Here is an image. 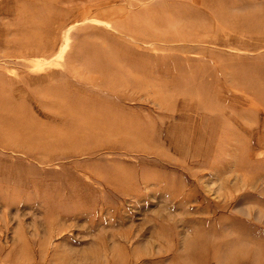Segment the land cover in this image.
I'll return each instance as SVG.
<instances>
[{
  "label": "rangeland",
  "instance_id": "1",
  "mask_svg": "<svg viewBox=\"0 0 264 264\" xmlns=\"http://www.w3.org/2000/svg\"><path fill=\"white\" fill-rule=\"evenodd\" d=\"M0 264H264V0H0Z\"/></svg>",
  "mask_w": 264,
  "mask_h": 264
},
{
  "label": "bare ground",
  "instance_id": "2",
  "mask_svg": "<svg viewBox=\"0 0 264 264\" xmlns=\"http://www.w3.org/2000/svg\"><path fill=\"white\" fill-rule=\"evenodd\" d=\"M8 129H9V128L7 127V128H6V131H7V132H8ZM6 131H5V132H6Z\"/></svg>",
  "mask_w": 264,
  "mask_h": 264
}]
</instances>
